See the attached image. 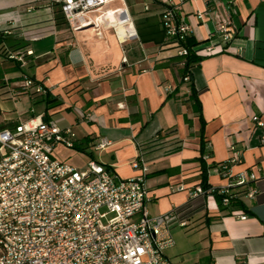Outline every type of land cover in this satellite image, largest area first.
Segmentation results:
<instances>
[{
    "label": "crops",
    "instance_id": "0c3cea01",
    "mask_svg": "<svg viewBox=\"0 0 264 264\" xmlns=\"http://www.w3.org/2000/svg\"><path fill=\"white\" fill-rule=\"evenodd\" d=\"M162 1L111 3L126 9L138 35L120 43L117 32L122 36L126 24L117 32L68 30L56 24L60 7L52 0H0L2 45L25 60L21 65L0 54V130L36 117L54 119L71 128L77 145L56 144L55 158L76 168L95 160L124 179L138 174L131 161L141 151L148 165L149 215L192 207L188 224L175 235L171 229L175 243L165 253L172 264H264V0H184L178 17L202 43L201 58L187 75L175 48L165 43ZM223 23L234 37L226 44L218 37L207 53L210 34ZM42 57L29 77L45 92L21 90L22 69ZM101 138L110 144L95 150ZM204 142L211 148L206 161ZM229 144L240 151L232 171L255 175L248 186L256 194H238L242 206L233 208L245 219L221 210L213 197L189 199L188 189L204 178L214 187L227 183L210 165L230 157ZM77 154L84 163L68 161Z\"/></svg>",
    "mask_w": 264,
    "mask_h": 264
},
{
    "label": "built area",
    "instance_id": "2783aa9c",
    "mask_svg": "<svg viewBox=\"0 0 264 264\" xmlns=\"http://www.w3.org/2000/svg\"><path fill=\"white\" fill-rule=\"evenodd\" d=\"M52 1L59 5L71 29L116 30L107 9L116 0ZM183 1H162L165 43L178 55L187 54L179 41L191 31L177 14ZM124 16V34L120 37L116 31L120 43L138 38L126 11ZM218 37L226 44L234 35L225 23L219 25L204 47L207 53H213ZM7 57L25 64L23 54L9 52ZM22 77L21 90L45 92L29 76ZM163 89L170 91L168 85ZM81 117L92 119L91 114ZM253 120L257 126L262 125L257 116ZM59 143L73 148L74 133L54 119L36 117L0 130V264H172L165 253L175 243L171 229L188 224L192 207L187 203L164 214L149 215L148 165L142 152L131 161L138 174L124 179L95 160L76 168L55 158L53 150ZM109 144L108 139L101 138L94 148L103 150ZM206 148L211 151L208 144ZM229 151L223 167L217 166L220 176L227 179L217 188V193L223 194L224 207L230 206L239 190H244L247 197L257 192L256 187L248 186V180L255 179L254 173L231 169L240 160V151L233 144H229ZM210 157L205 154L203 159ZM214 189L212 185L204 188L196 184L188 189L189 199L214 198ZM232 214L246 218L233 209Z\"/></svg>",
    "mask_w": 264,
    "mask_h": 264
},
{
    "label": "trees",
    "instance_id": "16d2710c",
    "mask_svg": "<svg viewBox=\"0 0 264 264\" xmlns=\"http://www.w3.org/2000/svg\"><path fill=\"white\" fill-rule=\"evenodd\" d=\"M55 5H57V4L55 3ZM54 18H55V22H56L57 25H67L65 20H64V17L62 15V13H61L60 8H58V7L54 10ZM2 38L3 37L0 34V54H2L3 56H6V55H8V52L5 50V47L2 45ZM201 44L202 43H198V42L194 41L191 35H187L183 40L179 41V45L186 47L187 51H188L187 54H185V55L176 54L174 56V58L178 59L179 62L183 63V74L184 75H187L189 73V68L194 63H196V62H198L200 60L201 55L198 52L199 49H200L198 46H200ZM74 147L77 148V145H75ZM205 154L211 155V151L207 150L206 144L204 142V145L202 147V153H201V159L203 161H205L203 159V156ZM224 163L225 162L214 163V164H211L210 167L219 166V169H221L223 167ZM146 176H148V174ZM201 185L204 188H207L208 186H211L208 182H206L205 178H204V181H203V183ZM217 188L218 187H215L213 195H214V199H215L218 207L221 210H231V209H233L235 207H241L242 206L238 196L236 198H233L230 201V206L229 207L222 206L221 198H222L223 194H218L217 193ZM243 192H244V190L237 191L238 194L243 193Z\"/></svg>",
    "mask_w": 264,
    "mask_h": 264
},
{
    "label": "rangeland",
    "instance_id": "374dc122",
    "mask_svg": "<svg viewBox=\"0 0 264 264\" xmlns=\"http://www.w3.org/2000/svg\"><path fill=\"white\" fill-rule=\"evenodd\" d=\"M109 8V7H108ZM123 25H125V23H122V24H119L118 26H123ZM65 26V29H68V30H70L71 28H69L68 26H66V25H64ZM34 48H35V53L36 54H38L39 52L38 51H40V47L39 46H37V43H34L33 45H32ZM45 60V58H39V59H36L35 60V64L33 65V66H31V67H25V68H23L22 69V72H23V74L22 75H27V76H30L33 72H35V68H36V66H37V63L39 64V63H41L42 61H44ZM22 79H23V77H22ZM58 156L59 157H61V154L60 153H58ZM77 156V158H73V159H71V160H68L70 163H77V164H82V163H84L85 162V159H84V157H82V156H80V155H76ZM179 229H182L181 227H179V226H174L173 227V230H175L174 231V235H175V232L177 231V230ZM174 235H173V237H174ZM193 235H195V234H193ZM192 235V236H193Z\"/></svg>",
    "mask_w": 264,
    "mask_h": 264
},
{
    "label": "bare ground",
    "instance_id": "6f19581e",
    "mask_svg": "<svg viewBox=\"0 0 264 264\" xmlns=\"http://www.w3.org/2000/svg\"><path fill=\"white\" fill-rule=\"evenodd\" d=\"M107 9H108V14L111 16L112 21L116 22L115 27L118 26L119 24L124 23V17H125L124 14H125V10H126L125 8H123L121 6H116V7H109ZM129 26H131V25H129Z\"/></svg>",
    "mask_w": 264,
    "mask_h": 264
}]
</instances>
